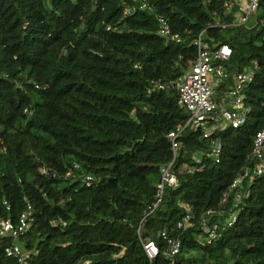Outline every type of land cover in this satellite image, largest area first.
<instances>
[{
    "label": "trees",
    "instance_id": "obj_1",
    "mask_svg": "<svg viewBox=\"0 0 264 264\" xmlns=\"http://www.w3.org/2000/svg\"><path fill=\"white\" fill-rule=\"evenodd\" d=\"M231 1L0 0V216L18 223L32 205L35 222L23 239L34 250L30 264H264V175L247 185L234 226L200 238L202 215L228 209L223 193L251 166L264 126V0L245 23ZM159 15L181 42L159 34ZM201 34L213 49L232 46L231 71L258 62L244 90L251 110L240 126L213 135L223 143L219 163L206 154L212 138L186 128L172 167L179 184L151 211L161 167L173 158L168 134L189 113L175 87L148 86L189 70ZM87 173L97 178L92 185ZM183 202L195 214L186 229L178 225ZM164 231L181 240L175 258L164 256ZM147 239L160 248L152 261ZM10 242L0 236V264H16L4 253Z\"/></svg>",
    "mask_w": 264,
    "mask_h": 264
},
{
    "label": "built area",
    "instance_id": "obj_2",
    "mask_svg": "<svg viewBox=\"0 0 264 264\" xmlns=\"http://www.w3.org/2000/svg\"><path fill=\"white\" fill-rule=\"evenodd\" d=\"M259 5L260 0H233L227 3L230 10L237 7L236 17L239 23L247 22L249 17L257 11ZM146 7H148V4L143 3L142 8ZM130 13L131 10L127 8L124 11V17ZM158 19L160 23L159 34L167 41L181 42V35L172 30L169 21L161 15L158 16ZM194 43L198 46V53L195 64L189 70L170 83H163L155 79L148 86L149 93L164 90L170 86L175 87L179 93V105L189 113L187 121L179 123L168 134L172 145L173 158L168 164L161 167V177L157 182L159 194L151 207V211L160 203L163 191L167 186L176 187L179 184V178L173 172L172 167L182 147L181 137L186 128L200 129L202 138L209 139L228 127H238L243 124L251 110L246 102L244 90L248 84L254 81L258 62L255 61L253 67L248 70L231 71L227 65V61L233 53L231 45L223 43L218 48L213 49L203 40L202 34ZM229 80L231 83L227 85ZM223 83L226 85L223 93L217 99V87ZM222 152V140L219 137L212 138L209 150L206 153L207 156L213 158L215 163H219ZM250 161L251 166L244 169L223 193L221 205L228 204V209L222 211L210 208L202 215L199 224L202 231L200 238H204L205 242L219 237L225 229L234 226L238 222L239 216L245 208L246 199L250 195L247 185L252 183L256 177L264 175V126L255 136ZM75 167L80 168L78 164ZM203 167L204 165L198 167L197 170L201 171ZM190 171H193V169H190ZM42 172L48 173L52 170L44 166ZM55 175L56 173L53 172L52 176ZM67 176H71V172H68ZM83 181L87 185H92L97 181V178L95 175L87 173L83 175ZM3 204L9 209L6 200ZM182 207L185 208L187 214L183 221L179 222V227L186 229L194 226L195 214L193 208L185 202L182 203ZM215 215L224 218V220L222 222L214 220ZM34 222L35 215L32 205H28L26 210L21 213L18 223H15L11 218L0 216V236L11 238V242L4 248V253L6 257L16 259V264H30L34 250L26 247L23 239L31 230ZM161 234L168 244L164 256L175 258L180 253L181 240L168 236L165 231ZM143 245L151 261L159 255L160 248L154 240L147 239L143 242Z\"/></svg>",
    "mask_w": 264,
    "mask_h": 264
},
{
    "label": "water",
    "instance_id": "obj_3",
    "mask_svg": "<svg viewBox=\"0 0 264 264\" xmlns=\"http://www.w3.org/2000/svg\"><path fill=\"white\" fill-rule=\"evenodd\" d=\"M234 10L237 11V7H235Z\"/></svg>",
    "mask_w": 264,
    "mask_h": 264
},
{
    "label": "rangeland",
    "instance_id": "obj_4",
    "mask_svg": "<svg viewBox=\"0 0 264 264\" xmlns=\"http://www.w3.org/2000/svg\"><path fill=\"white\" fill-rule=\"evenodd\" d=\"M247 3V1H245ZM21 243V242H20Z\"/></svg>",
    "mask_w": 264,
    "mask_h": 264
}]
</instances>
